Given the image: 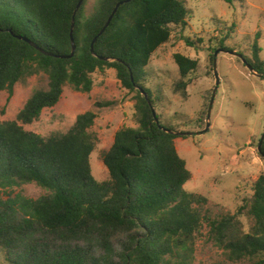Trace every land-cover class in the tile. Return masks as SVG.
<instances>
[{
	"label": "trees",
	"instance_id": "1",
	"mask_svg": "<svg viewBox=\"0 0 264 264\" xmlns=\"http://www.w3.org/2000/svg\"><path fill=\"white\" fill-rule=\"evenodd\" d=\"M78 1L0 0V91L11 94L16 83L39 73L48 78V88L35 89L15 120L0 122V190L31 183L47 190L36 199L21 192L0 197V250L7 263L191 264L206 224L209 241L229 261L264 264V172L254 182L248 204L234 214L210 218L203 212L207 199L184 188L191 173L175 138L185 134L162 124L158 114L161 127L157 125L141 91L155 107L158 99L143 84L145 68L174 30L183 31L187 25L184 2H125L92 51L94 37L121 0H94L88 15L89 0L74 14ZM73 19L74 54L57 57L71 53ZM259 36L256 33L252 42L251 57L242 60L264 80ZM218 47L229 49L224 40ZM213 58L210 55L212 66ZM173 59L180 74L175 87L185 89L198 61L180 53ZM110 68L124 88L136 91L137 126L115 133L102 156L109 177L98 181L90 163L96 146L94 112L78 115L66 132L46 137L23 125L54 106L66 84L90 92L92 75ZM259 153L264 159V139ZM245 210L252 221L248 232L239 219Z\"/></svg>",
	"mask_w": 264,
	"mask_h": 264
},
{
	"label": "rangeland",
	"instance_id": "2",
	"mask_svg": "<svg viewBox=\"0 0 264 264\" xmlns=\"http://www.w3.org/2000/svg\"><path fill=\"white\" fill-rule=\"evenodd\" d=\"M188 8L187 25L177 29L171 39L158 48L145 68L144 86L152 92L155 111L165 126H172L184 136L175 138L179 155L191 173L184 188L207 199L204 214L220 218L234 214L253 195V185L264 172V159L257 147L264 130V80L251 72L241 57L224 52L219 41L240 56L251 57V45L256 33L264 59V0H182ZM94 0L86 4L85 14L92 12ZM189 39L193 45L186 42ZM219 48V49H217ZM217 53L219 84L207 120V109L215 77L210 55ZM228 49V50H229ZM226 50V49H224ZM180 53L198 61L196 70L189 73L188 86L178 89L180 74L173 56ZM90 92L63 87L59 101L44 108L39 118L23 128L41 136L66 132L78 115L87 111L96 114L91 131L96 146L91 155V170L98 181L109 174L102 156L112 145L115 133L122 127H136V91L124 88L115 69L95 72ZM46 74L39 73L16 83L10 94L0 91V122L16 119L18 112L35 89H47ZM207 121L209 126H207ZM21 192L36 199L47 190L36 184L0 190V197ZM244 232L252 221L246 213L239 216ZM195 246L191 264H248L231 262L222 250L209 241L208 226ZM115 247L119 249L118 241ZM0 264H8L0 250Z\"/></svg>",
	"mask_w": 264,
	"mask_h": 264
},
{
	"label": "water",
	"instance_id": "3",
	"mask_svg": "<svg viewBox=\"0 0 264 264\" xmlns=\"http://www.w3.org/2000/svg\"><path fill=\"white\" fill-rule=\"evenodd\" d=\"M128 1H130V0H121V1H119V2L115 5L113 11H112L111 14L109 15V17H108V19H107V21H106V23H105V25H104V26L102 27V29L99 31L98 35H97L96 37H94V39H93V41H92V43H91V50H92V51H93V44H94V42L96 41L97 37L100 36V35L105 31V29L109 26V24H110L111 20L113 19L114 15H115V13H116V11H117V9H118V7H119L120 5H122V4H124L125 2H128ZM82 2H83V0H79V1H78L77 6H76L75 11H74V14H75V12L79 9V7L81 6ZM73 27H74V19L72 20V24H71V28H70V40H71V44H72V50H71V53H70L69 55H56L57 57H60V58H70V57L73 56L74 51H75V48H76L75 43H74V38H73ZM18 38H19V39H22V40H25V41H27V42H29L32 46H34V47L37 48V46H36L35 44H33L32 42H30L27 38H25V37H21V36H18ZM220 50H223L224 52H228V53H230V54H233V55H236V56H239V57L242 58V56H240V55H239L237 52H235V51L224 50V49H220ZM220 50H215V52H214V54H213V56H214V58H213V74H214V77H215V86H214V88H213L212 95H211V98H210V101H209V106H208V110H207V120H208L209 115H210L211 106H212V103H213V98H214V95H215L216 90H217V85L219 84V81H220V80H219V77H218V73H217V61H216L217 53H218ZM42 51H43V50H42ZM47 54H50V53H47ZM246 67H247L251 72H253L254 74H256L257 76H259V77L261 76V75L258 74L256 71H254V70L252 69L251 66L246 65ZM141 91H142V94L146 97V99H147V101H148V103H149V105H150V107H151V110H152V113H153V117H154V121H155V123L161 127L160 122H159V119H158L157 116H156V112H155L154 107L150 104V100L148 99L146 93H145L143 90H141ZM207 126H209L208 121H207L206 128H207ZM165 131H166V132H169V133H174L173 131L169 130L168 128H165ZM177 133H178V132H177ZM178 134H180V133H178ZM263 139H264V130H263V133H262V135H261V137H260V139H259V142H258V147H257L258 151H260V148H261V144H262Z\"/></svg>",
	"mask_w": 264,
	"mask_h": 264
}]
</instances>
